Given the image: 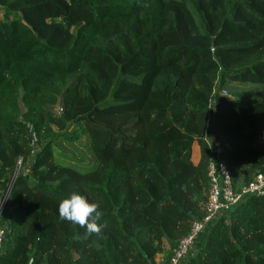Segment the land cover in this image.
Here are the masks:
<instances>
[{
    "label": "trees",
    "instance_id": "obj_1",
    "mask_svg": "<svg viewBox=\"0 0 264 264\" xmlns=\"http://www.w3.org/2000/svg\"><path fill=\"white\" fill-rule=\"evenodd\" d=\"M0 8V264H165L204 215L208 141L234 191L264 174V0ZM72 193L98 204L99 234L59 218ZM181 264H264V197Z\"/></svg>",
    "mask_w": 264,
    "mask_h": 264
},
{
    "label": "built area",
    "instance_id": "obj_2",
    "mask_svg": "<svg viewBox=\"0 0 264 264\" xmlns=\"http://www.w3.org/2000/svg\"><path fill=\"white\" fill-rule=\"evenodd\" d=\"M222 95H227L223 89ZM210 150L207 160L208 192L204 203V215L195 219L188 234L180 239L173 249L172 256L165 264H181L194 251L203 234L215 224L222 214H229L242 201L250 196L264 197V174H258L240 191H234L224 151L220 144L208 141ZM4 231L0 229V248Z\"/></svg>",
    "mask_w": 264,
    "mask_h": 264
},
{
    "label": "clouds",
    "instance_id": "obj_3",
    "mask_svg": "<svg viewBox=\"0 0 264 264\" xmlns=\"http://www.w3.org/2000/svg\"><path fill=\"white\" fill-rule=\"evenodd\" d=\"M98 207V204L89 202L86 197L72 193L59 202L57 211L61 220L79 225L88 234H99L105 224ZM29 264H33V261L30 260Z\"/></svg>",
    "mask_w": 264,
    "mask_h": 264
},
{
    "label": "rangeland",
    "instance_id": "obj_4",
    "mask_svg": "<svg viewBox=\"0 0 264 264\" xmlns=\"http://www.w3.org/2000/svg\"><path fill=\"white\" fill-rule=\"evenodd\" d=\"M2 15H3V11L0 8V19L2 18ZM231 85L235 86L236 87L235 89H237L238 92H251V91H254L253 94H252V97H251L252 101H257V100L260 99L261 95H260L259 87H251L248 84H237V83H232ZM226 90L230 94V92H231L230 89L226 88ZM56 109L58 110V106H56ZM193 158H197V148L196 147H193ZM1 211H2V209H1ZM165 246H166V244H165ZM155 260L158 263L161 262L162 256L161 255H157L155 257Z\"/></svg>",
    "mask_w": 264,
    "mask_h": 264
},
{
    "label": "water",
    "instance_id": "obj_5",
    "mask_svg": "<svg viewBox=\"0 0 264 264\" xmlns=\"http://www.w3.org/2000/svg\"><path fill=\"white\" fill-rule=\"evenodd\" d=\"M6 197H7V192L5 193V195L3 196L2 200H1V203H0V211L4 205V202L6 201Z\"/></svg>",
    "mask_w": 264,
    "mask_h": 264
}]
</instances>
